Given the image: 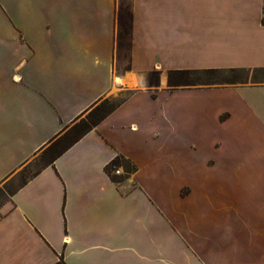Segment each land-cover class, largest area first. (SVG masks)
<instances>
[{"label":"crops","instance_id":"obj_1","mask_svg":"<svg viewBox=\"0 0 264 264\" xmlns=\"http://www.w3.org/2000/svg\"><path fill=\"white\" fill-rule=\"evenodd\" d=\"M121 2L0 0V182L120 97L0 205V264H264V0H130L127 66ZM206 68L246 76L169 89Z\"/></svg>","mask_w":264,"mask_h":264},{"label":"trees","instance_id":"obj_2","mask_svg":"<svg viewBox=\"0 0 264 264\" xmlns=\"http://www.w3.org/2000/svg\"><path fill=\"white\" fill-rule=\"evenodd\" d=\"M125 27L126 24L124 11L120 13L119 36H123L121 32L123 31V28L125 30ZM126 31L129 33V35H131L130 23L129 29ZM151 73H153L155 80L153 81L149 79L150 83H156V85H158L159 72L157 70H154ZM222 74H234L233 77L228 76L229 78L225 79L227 83H235L237 81L243 80L238 76L239 73L237 69H171L168 71V86L169 89L174 90L179 87H193L194 85L206 84L211 85L214 84V81H216ZM119 103H116L112 106H106L105 103L102 105H96L90 119H81L79 122L75 123L69 131L63 134L61 133L60 135L56 136V138H53L50 141L48 147L45 149V152L47 154V161L44 165L53 163L58 156L69 149L74 143H76L81 137H83L92 128H94L102 119H104L110 112H112L119 105ZM119 167L123 168V173H114V171ZM137 170L138 168L136 164H134L130 159L126 158L123 155L116 156L111 164L106 167V171L110 175L111 179L118 184L125 181L126 178H128L132 173H135Z\"/></svg>","mask_w":264,"mask_h":264},{"label":"rangeland","instance_id":"obj_3","mask_svg":"<svg viewBox=\"0 0 264 264\" xmlns=\"http://www.w3.org/2000/svg\"><path fill=\"white\" fill-rule=\"evenodd\" d=\"M121 5L123 8H125V30L123 28V31L121 32L123 36H119L118 35V56L120 57V62L118 63L120 66H127L128 65V61H129V50H130V35L129 33L126 31L129 29V23H130V16L128 14L129 11V7H130V0H122ZM149 79L150 80H155V77L153 75V73H149L148 74ZM219 76V75H218ZM228 76H234V74L232 75H220L219 78L214 81V84L212 85H226L229 84L227 83V81H225V79L229 78ZM241 78H244L246 75L245 73H239L238 75ZM203 77V76H202ZM262 77H264V73L262 74L261 72H258L255 74V79H262ZM200 83H204V82H200ZM207 85V84H206ZM194 86H200V85H194ZM120 101V97L116 94H108L106 95L99 103L98 105H102L105 103L106 106H112L116 103H119ZM95 109V107L93 109H91L89 112H87L86 114H84V116H82V118H80L79 120H77L76 122H74L73 124L69 125L68 127H66L64 129L63 133H66L67 131H69L71 129V127L79 122L81 119H90L93 113V110ZM47 161V154L45 151H43L42 153L39 154V156L32 162L30 163L26 168H24L21 173L11 182H7V181H3L0 182V205L6 201L10 194L29 176H31L37 169H39L42 165L45 164V162ZM121 171L118 173H123L122 171V167ZM117 170V169H116ZM116 170L114 171V173H117Z\"/></svg>","mask_w":264,"mask_h":264},{"label":"built area","instance_id":"obj_4","mask_svg":"<svg viewBox=\"0 0 264 264\" xmlns=\"http://www.w3.org/2000/svg\"><path fill=\"white\" fill-rule=\"evenodd\" d=\"M120 171H121V168H118V169L116 170L117 173H119Z\"/></svg>","mask_w":264,"mask_h":264}]
</instances>
